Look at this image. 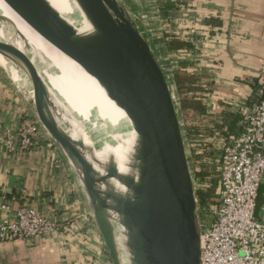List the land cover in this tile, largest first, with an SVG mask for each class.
<instances>
[{
  "label": "water",
  "instance_id": "1",
  "mask_svg": "<svg viewBox=\"0 0 264 264\" xmlns=\"http://www.w3.org/2000/svg\"><path fill=\"white\" fill-rule=\"evenodd\" d=\"M35 30L91 70L131 126L123 160L101 150L59 98L0 12V64L72 172L113 264H203L197 202L174 93L123 0H73L78 27L48 0H4Z\"/></svg>",
  "mask_w": 264,
  "mask_h": 264
},
{
  "label": "crops",
  "instance_id": "2",
  "mask_svg": "<svg viewBox=\"0 0 264 264\" xmlns=\"http://www.w3.org/2000/svg\"><path fill=\"white\" fill-rule=\"evenodd\" d=\"M159 1L123 0L160 64L162 57L170 63L166 33L183 29V36L197 40L189 57L212 79L213 97L222 103L218 111L228 104L236 111L250 105L254 85L264 78V0H182L184 11L170 20L163 18ZM181 17L196 31L179 26ZM24 107L29 106L0 67V123L16 125ZM12 197L13 208L30 204L65 225L45 236L0 242V264H105L108 250L95 221L77 220L76 208H89L65 159L57 162L46 146L0 157V204ZM263 209L264 184L257 198L259 217Z\"/></svg>",
  "mask_w": 264,
  "mask_h": 264
},
{
  "label": "built area",
  "instance_id": "3",
  "mask_svg": "<svg viewBox=\"0 0 264 264\" xmlns=\"http://www.w3.org/2000/svg\"><path fill=\"white\" fill-rule=\"evenodd\" d=\"M179 11H184V8ZM180 21L179 26L184 24L183 27L191 33L196 31L188 25L187 18L181 17ZM174 28L182 38L189 37L183 36V29ZM191 54V50L183 52L187 57ZM215 101L214 97L206 99L209 115L222 107L219 100ZM28 109H22L16 125L0 123V157L46 146L57 162H63L57 146L36 115ZM238 111L242 114L241 133L216 146L220 152L218 157L194 161L196 165H214L217 172H211L202 179L197 176L196 167L194 171L190 169L197 202L203 264H264V209L261 217L256 214L259 189L264 184V84L255 89L253 102L241 105ZM220 134V131H215L216 136ZM187 141L192 156L188 137ZM186 151L189 157L188 148ZM214 178L220 182L217 196L203 205L198 194L210 190ZM14 200L12 197L0 204V242L41 237L64 227V219L51 220L30 204L13 208ZM76 214L79 224L92 219L89 209L77 207Z\"/></svg>",
  "mask_w": 264,
  "mask_h": 264
},
{
  "label": "bare ground",
  "instance_id": "4",
  "mask_svg": "<svg viewBox=\"0 0 264 264\" xmlns=\"http://www.w3.org/2000/svg\"><path fill=\"white\" fill-rule=\"evenodd\" d=\"M62 15L81 27L82 17L73 0H48ZM0 12L11 21L19 42L26 48L51 88L92 132L93 139L105 143L101 150H111L123 160L131 126L124 109L114 100L107 86L86 66L50 42L7 2L0 0ZM3 31L0 27V39ZM0 64L20 81L22 74L0 54ZM121 262L126 264L123 252Z\"/></svg>",
  "mask_w": 264,
  "mask_h": 264
},
{
  "label": "trees",
  "instance_id": "5",
  "mask_svg": "<svg viewBox=\"0 0 264 264\" xmlns=\"http://www.w3.org/2000/svg\"><path fill=\"white\" fill-rule=\"evenodd\" d=\"M181 5L182 0L159 1V9L165 20H170V17L174 16L177 11L179 12V9L182 7ZM183 6L185 5L183 4ZM165 37L171 56L170 63L176 93L181 111L187 120L186 135L190 140L191 153L196 160L218 157L220 152L216 149V146L221 141L229 140L241 133L242 114L239 111L233 110L230 107L231 105L228 104V108L224 107L220 112L216 109L215 113L209 115L206 99L214 95L212 92L213 81L207 72H198L196 62L192 61L190 57L183 55V52L186 50H191L192 54L196 52L197 45L195 39L191 37L182 38L173 30L167 32ZM200 67L206 69L205 65L201 64ZM262 84H264V78L259 80L254 86L257 87ZM216 130L220 131V136L215 135ZM195 170L197 176L202 179L207 177L211 172H217L216 166L209 164H198ZM212 181L213 186L210 190L199 192L200 203L207 202V200L217 196L220 182L218 178H214ZM73 194H71L70 199L76 202L78 198ZM87 227V225H84L82 230L86 231ZM103 261L105 264H113L108 253H106Z\"/></svg>",
  "mask_w": 264,
  "mask_h": 264
},
{
  "label": "rangeland",
  "instance_id": "6",
  "mask_svg": "<svg viewBox=\"0 0 264 264\" xmlns=\"http://www.w3.org/2000/svg\"><path fill=\"white\" fill-rule=\"evenodd\" d=\"M162 68L165 72V75H166V78H167V81L170 85V87L172 88V91L174 93V98H175V102H176V110H177V114H178V118H179V121H180V125H181V129H182V133L184 135V140H185V137L187 136L186 135V117L184 115V113L181 111V108H180V103H179V100H178V96H177V93H176V88H175V83H174V80H173V71H172V66H171V63H169V61L167 59H165L164 57H162ZM10 80V79H9ZM11 81V80H10ZM25 101V100H24ZM224 103V102H223ZM29 108V109H28ZM28 110L32 111L30 107H27ZM91 135H92V132L90 131L89 132ZM93 137V136H92ZM97 145H102L104 142L103 140H99L98 142H96ZM188 141H187V137H186V148H188V153H189V157H188V160H189V163H190V169L192 171H194V168L196 167V163L194 162L196 159L194 158V156L190 154V151H189V145H188ZM208 202H211V199L210 200H207V202H203L202 204L203 205H207ZM204 214H205V210H204ZM207 217H208V214H207Z\"/></svg>",
  "mask_w": 264,
  "mask_h": 264
}]
</instances>
